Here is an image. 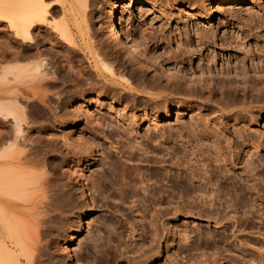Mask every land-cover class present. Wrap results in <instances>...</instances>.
I'll use <instances>...</instances> for the list:
<instances>
[{
  "label": "rangeland",
  "instance_id": "obj_1",
  "mask_svg": "<svg viewBox=\"0 0 264 264\" xmlns=\"http://www.w3.org/2000/svg\"><path fill=\"white\" fill-rule=\"evenodd\" d=\"M105 1L93 0L89 2L86 13L80 18L83 24L80 29L72 31L73 44H62L59 40L56 42L54 36L50 34L51 31H48L47 28L35 31L42 30L37 33L43 34L42 36L36 34L40 38L35 36L41 39L44 49L53 48V51L61 57L62 66H65L63 60H66L65 63H68L69 66L71 65L67 68V64L64 68L67 71L71 68V71L69 70L71 79L67 78L68 81L75 77L73 73L75 74L77 71L78 75L75 78L80 77L78 80L73 78L75 81L72 80V86L70 81H64L62 79L65 78L59 77L58 81H62V83L57 81L55 88H48V91L45 89L50 96L47 93L45 95L50 98L54 96L53 99L57 100V106L60 102H65L69 112L73 107H78L84 116L76 122L75 117L70 113L71 116L65 119L66 121L51 122V124L50 121L45 122L42 118L40 120L38 116H35L39 115L37 110H33V112H37L33 116V112H30L31 121L34 120L36 126H44L42 134L38 135L33 132L32 136L50 138L51 143L54 146L58 145L57 148H59L56 154L48 152L40 154L41 157H36V160H33V169L36 174L42 175L47 172L49 178L52 179V185L53 183L55 185L67 183L68 173H72V179L80 178L83 175L84 184L82 183V185L87 184L85 188H88L86 191L88 203L81 202L79 188L71 181L69 187H73V190L78 194L76 198H78L81 207L75 208L76 211L75 209L69 211L72 214H69L66 209L60 210V212L59 208L56 211H51L52 213L50 212L46 218L49 219L48 223H53L54 226L49 224L51 228L45 227L49 226L48 223L38 226L42 232L47 231L46 233L40 231L42 235H46L41 239L42 243L46 244L43 254L45 261L56 259L52 262L57 264H67L70 261V264H77L78 261L81 264L82 260L80 262L79 259H83V264L84 262L85 264H264L260 256L261 253L264 254L263 237L257 233L260 227L259 218H252L250 216L252 210L248 211L246 208L238 209L236 212L227 208L231 199L248 200L249 196H244V192H242L246 186L242 185L243 187H241V184H234L215 177L213 183H215L214 191L216 192L213 195L218 193L220 201L217 203L224 201L225 204L223 206L217 204L218 208L209 207L207 209L202 206L198 197H196L198 199L195 198L201 193L198 194L196 190V193L192 191L197 188L198 182L195 180L192 182V179L189 178L188 171L190 169H188L187 175L184 171L188 164L192 165V169H195L194 167L202 169V162H198L194 166V159L191 155L192 151L199 148L206 151V148L209 147V141L199 137L200 130L208 134L210 129L223 132L222 137L219 135L209 136L211 137L210 141L218 140L219 146L224 150L226 143L223 137H225L226 128L229 130L228 137L235 140L233 139L235 130L242 124L245 126L241 130L242 138L245 141L243 144L246 143V138H251L256 145L261 144L262 149L257 155L261 157L263 164L264 112L260 113L258 109H252L255 105L249 106L247 109H252L251 117L241 119L240 123H234L233 117L230 119L219 118V114L208 111L200 101L183 99L178 103L180 104L179 109L172 107L173 111L168 119L151 123L148 120L141 121L143 112L148 110L144 108V101L141 98H133L134 96L131 94L133 93L131 92L132 88L140 89L139 86L149 85L150 80L148 79L151 76H160L163 79L169 77L174 85L175 78L187 84L191 82L209 84L213 79L222 83L224 76L227 75L222 73L223 71H229L235 79L240 78L233 70L235 66H238L236 72L241 69L239 66H242L248 70L250 76H253L254 74L250 72L253 64L258 60H264L263 57L258 56L259 54L264 55V0L223 1L214 5L205 2L202 6L207 8V11L201 9V15L183 7V4L187 2L193 3V7L198 8V0H148L155 4L156 10L150 7L137 8L124 3L120 15V27L124 32H130L133 39L138 40L139 42H137L144 47L146 52L156 56V59L149 57L136 59L126 51L125 47L119 49V46L116 48L110 42L107 25H105L107 24L105 13L107 8L104 5L107 3ZM254 2H258V5H254ZM218 5L219 9H216ZM55 9L49 14V21H57L62 18L63 14L59 8ZM210 14H213L211 20L207 17ZM5 25V23H0V27H4L3 30L0 29L1 38L10 36L7 25ZM199 32L201 37L203 35L205 38L199 37ZM199 40H202V43ZM0 63V67L3 63L5 64V62ZM4 67L5 65L0 70ZM178 69L180 72L176 74ZM72 71L74 72L72 73ZM169 71L174 73L169 74ZM62 72L65 73L63 70ZM56 92L62 93H58V97ZM55 101L52 102V106ZM209 120H212L211 122L215 125L210 124ZM40 121L44 123L40 124ZM207 124H209V128L211 125L208 130ZM154 127H157L159 133L165 131L166 138L170 136L169 143L160 145L161 147L156 148L157 150H154V147L146 142L148 136H154L156 130ZM135 129L139 133L138 141L143 142L146 147L144 148H148L147 150L152 152L148 155L152 157L150 163L133 161L131 164L127 161L126 154L121 159L116 154L123 151V147L125 148L128 143H131L128 131H135ZM182 129L184 131L181 132ZM155 139L158 140L157 137ZM64 143H70L71 147L74 145L75 152H80L78 155L77 152L74 158H70L67 164H62L60 158L61 152L65 154L62 146ZM243 144L240 146L241 151L244 149ZM152 145L155 146L156 143H152ZM169 146L171 149L173 148L175 154V159L172 161L181 158L186 151L182 167L170 169L169 162L160 163L162 158H166V161L169 159L167 155H164ZM27 147L29 148V146ZM27 147L25 150L28 149ZM50 149L52 150V148ZM52 155H58L59 158L56 161L52 159L47 161L46 159ZM33 156H28V158H33ZM113 161L118 164L125 163L130 167L129 171L135 167L131 170L136 169L138 172H144L145 177H149L150 174L156 178L167 176L163 188L167 192L165 195L169 196L170 204L168 206L163 204L164 206L160 207L154 205L156 208L153 205L150 206V199L144 193V195L140 194L139 199L136 198L137 203L132 204L131 199L126 201L122 192L117 191L118 187L106 189L101 193L99 189L95 190L98 177L110 173L112 167L110 163ZM45 164L47 165L45 166ZM163 166H166L165 170ZM49 167L50 169H48ZM67 170L69 171L67 172ZM235 173L239 174L241 171L236 170ZM254 179L249 185H264V168L261 167L256 171ZM149 185L154 188L160 187L158 183L154 184V181ZM92 186L95 188L93 189ZM52 198L48 197L44 202H51ZM37 200L34 201L37 202ZM194 201L197 206L193 204ZM62 211L64 212L62 213ZM59 213L62 214L58 215ZM64 213L67 217L63 215ZM233 216L240 217L242 222L249 224V228L238 232L233 226L224 232L223 226L233 222L230 220ZM215 219H219L218 222ZM80 223L85 226V232L76 242L69 244L70 236L77 230ZM154 225L157 236L152 239L150 234L155 230V227H152ZM61 226L64 230L61 228L59 230ZM263 233L264 229H262ZM240 246H243L245 252L242 253L239 250ZM68 253L71 256L70 259H68Z\"/></svg>",
  "mask_w": 264,
  "mask_h": 264
},
{
  "label": "bare ground",
  "instance_id": "obj_2",
  "mask_svg": "<svg viewBox=\"0 0 264 264\" xmlns=\"http://www.w3.org/2000/svg\"><path fill=\"white\" fill-rule=\"evenodd\" d=\"M48 1L51 0H0V23H5L7 25V30L10 33V36H5L3 38L0 37V62H5V64L3 63L5 67L0 70V264H44L46 262L47 264H57L52 262L56 259H53L52 261H45V255L43 254L46 249V244L41 241L42 236L44 238L45 234L42 235L40 233L41 230L38 229V226L46 225L49 222V219L46 217L50 215L49 213L51 211H56L58 208L59 212L64 209H66L67 212L72 211L75 208L78 209L77 207L80 206L78 198H76L78 194L73 190V187H69L71 181H73L75 186L79 188L80 197L82 198L81 202L84 201L88 203V198L86 197V191L88 188H85L87 184L84 186L82 185L84 182L83 175H81L80 178L74 177L72 179V173H68L69 180L67 183L58 185L53 183L52 185V179L49 178L50 176L47 175V172H44L45 174L43 173L42 175L36 174L33 169V160L36 157L40 156V154L43 155L48 152L56 154V152L59 151V148H57L58 145L54 146V144L51 143L50 138L47 139L45 137L46 139H44L40 138L41 136L37 138L34 137V135L32 136L33 132H36L38 135L42 134L41 132L44 129V126L38 124V126H36L34 120L31 121L30 112L37 110L39 113L33 112L32 116L37 113L39 115L35 116H38L40 120L42 118L43 121H50V123H57V121L58 123H61L60 121H64L72 114V116L75 117V121L78 122L84 116V113H82L78 107H73L72 111L69 112V109L65 106V102H60V104H58L60 106L59 107L57 106V100L55 101V99H53L54 96L50 98L45 95V93L48 95V92H46L48 91V88H55L59 77H63L65 79L62 80L68 81L67 78H70L71 76V68L69 69L70 71L68 70L69 72L67 69L64 70L65 66L68 64L65 63L66 60H63L65 61L63 62L65 66H62L60 61L61 57H59L58 53L53 51V48H45V50L42 47V43L40 41L41 39L37 38L43 35L37 34L42 30L39 32L35 31L47 28L48 31H51L50 34L54 36V40L56 39V42L60 41L62 44H73L74 39L72 31L73 29H80V26L83 24V21L82 19L80 20V18L84 16L86 10L88 9L89 2L93 0H52L50 3ZM223 1L231 2L234 0H198V8H194V5H192L193 3L189 4L187 2L183 4V7L185 6L187 9H191L195 13L201 15V9H203V11H207V8L202 6L205 2H208L209 5H214ZM105 2L107 3L104 4L107 8L105 12L107 16V24L105 25H107L106 29L108 30L107 32L110 42L115 45L116 48H118L117 46H119V49L120 47H125L126 51L136 59H143L146 57L156 59V56L146 52L144 47L138 43V40L133 39L130 32H124L120 27V15L122 14L124 3H128L129 6L137 8L150 7L156 10L157 7L155 4L150 3L148 0H108V2L106 0ZM254 5H258V2H254ZM56 7L59 8V11L63 14V16L61 19L59 18L60 20L49 21L48 16L50 12ZM216 9H219V5L216 6ZM207 17L211 20L213 18V14H210ZM1 28L2 26L0 29ZM198 36L201 37L200 32L198 33ZM201 38H205V36L202 35ZM54 40L53 42L55 44ZM258 56L264 58V55L262 54H259ZM261 60H258L257 63L253 64L251 67L250 72L254 74L253 76H250L248 74V70H245L242 66H239L241 69L237 72L236 70L238 66L233 68L235 74L239 75V79L232 77L229 71H221L222 73L227 74L226 77L224 76L222 83L218 82L217 79H213L209 84H195L193 82L187 84L186 82L179 81L175 78L176 80L174 85L169 77L163 79V77L160 76H151L150 79H148L150 80L149 85H145L143 87L139 86L140 89H138V87L131 89V92H133L131 94L134 96L133 98H141L144 101V108L148 110L143 112L141 121L148 120L149 122L154 123L159 120L168 119L173 111L172 107L179 109L180 104L178 103L183 99L200 101L208 111L219 114V118L230 119L233 117L232 120L234 123H240L239 121L241 119L251 117L250 115L252 113V109H258V112L263 113L264 60ZM8 63L12 65L9 66ZM3 65L1 67H3ZM70 66L68 64L67 68ZM106 68L107 67L105 66V69ZM62 70L65 72L64 74ZM73 72L74 71H72V73ZM77 72L75 74L73 73L75 77L78 75ZM179 72L180 69L176 70V74ZM172 73L174 72L169 71V74ZM75 77H73L75 80L80 79V77L78 79ZM73 78L72 80H74ZM70 79L69 81L72 86V80ZM64 81L63 83H65ZM58 83H62V81H58ZM145 83L143 82V84ZM45 89L47 90L45 91ZM58 93L60 94L62 92ZM58 93L57 95L59 97ZM64 96L66 97L67 95ZM58 97L56 96V98ZM53 101H55L54 106L56 105V107L52 106ZM260 103L261 105H259ZM252 105H255V107L251 110H249L250 108L247 109V107ZM70 113L71 115H69ZM209 121L210 124L215 125L211 122L212 120ZM43 123L40 121V124ZM244 127V124H242L235 130V137L233 138L235 140L228 137L227 133L229 130L226 128V134L225 137H223L226 143L225 148L223 147L225 151L219 146L220 144L218 143V140L215 139L210 141L211 137L218 135L222 137L223 132H220V130L215 131L214 129H210L211 125L209 128V124L206 125L207 130L210 129L209 134L202 132L201 130L199 133L197 131L200 138L206 139L207 142L209 141V147L206 148V151L202 148H199L196 151L191 150V155L194 159V166H196L195 164L198 162H202V169L201 167H199L200 169L198 167H194L195 169H192V165L186 164L187 167L184 168V171L187 175V171L190 169V171H188L190 175L189 178L192 179V182H194V180L198 182L197 188L192 191L196 193V190L198 191V194L201 193L200 195L195 196V198L198 197L199 200H201L200 202L203 204L202 206L207 207V209L209 207L213 209L215 207L218 208L217 202L220 201L218 200V193L213 195L214 192H216L214 191L215 183H213V181L215 182V177L222 178L234 184H241V187H243L242 185L246 186V188H243L244 190H242V192H244V196H249V198H247L248 200L243 201L231 199L227 208L233 209L234 212L241 208H246L248 211L252 210L250 216L252 218H259L260 227L258 228L257 233L263 237L262 241L264 242V233L262 234V229H264V185H249L251 181L255 180L256 171L261 167L264 168V163L262 164L260 159L261 157L257 155L262 148L260 146L261 144L256 145L251 138H246V143L243 144L245 141L244 138H242L241 130H243ZM154 128L156 129L155 131L158 130L157 127ZM155 131L154 136H148L146 142L147 144L149 142L151 146L154 147L153 149L157 150L156 148L161 147L160 145H165L167 144L166 142L169 143L170 136L169 138H166V133H164L165 131L162 133H159V130L157 132ZM182 131L184 130L182 129L181 132ZM128 135L131 138V143H128L125 148L123 147V151L120 149L121 151L116 153L117 156L121 159V157L126 154L127 161L130 163L133 161H137L139 163L146 162V164L148 162L150 163L152 157L148 156L150 152L147 150L148 148L145 149V144L143 145V142L141 143L138 141V130H129ZM32 137L34 138L32 139ZM155 137H157L158 140H156ZM152 143H156V145L154 146ZM242 144L244 149L241 151L240 146H242ZM27 146H29V148ZM62 146L65 151V154L60 151L62 164H67L70 158H74L76 156L77 152V155L80 153L79 151L75 152L73 148L75 146L72 145L73 147H71L70 143H64ZM26 147L28 148L27 150H25ZM50 148H52V150ZM172 149L169 146V148L165 150L166 154L164 155L169 157L167 161L165 160L166 158H162L161 161L159 159L157 162H169L170 169L180 168L182 167L184 157H186V151L181 158H176L175 161H172L175 159V154ZM31 155H34L33 158H28V156ZM57 156L52 155L46 160L48 161L52 159L53 161H56L59 158V156ZM110 164H112V167L110 165V173L108 175L102 174L98 177V181L96 183L97 189L95 190L99 189L101 193L106 189H114L118 187V190H115L119 192L121 191L126 197V201L131 199L132 204L138 202L137 199H139L141 193L148 195L150 199V206L153 205V207H155L154 205H158L160 207L165 204L167 206L170 204V199L168 198L169 196H166L167 192L164 191L165 189L163 188V186H165V177L167 176L156 178L153 174H150L149 177H145L144 172H138L136 169L131 170L135 167L131 168L129 171L130 167L125 163L120 162L118 164V162L114 163L113 161ZM46 165L47 164H45V166ZM48 169H50V167ZM236 170H240L241 173H235ZM68 171L69 170H67V172ZM167 173L169 174V172ZM165 175H167L166 172ZM152 181H154V184L158 183L160 187H151L149 183ZM94 188L95 187H93V189ZM50 193L51 195H49ZM48 197H53L52 201L44 202V200H47ZM34 200H37V202ZM90 201L92 200H89V202ZM93 201L92 203H94ZM195 203L196 202L194 201L193 204ZM224 204L225 203L223 201L219 203L218 206H223ZM202 206L200 207L202 208ZM165 209L164 211L167 210ZM63 212L64 211H62V213ZM70 213L71 212H69V214ZM61 214L59 213L58 215ZM63 215L66 216L65 213ZM65 216L64 218L67 217ZM218 220L215 219L216 222H218ZM230 220H233V222L223 226L224 232L233 226H235L234 228L238 232H243L246 228H249V224L244 221L242 222L241 218L238 216H233ZM49 224L50 223H48V225ZM50 225L52 226L53 223ZM50 225L45 227L51 228ZM84 227L85 226L80 223L77 230L70 236L69 244L76 242L80 236H82L85 232ZM152 227H155V225ZM60 228L63 229L62 226L59 227V230ZM154 229V232L152 231L150 234L152 239H155L157 236L155 233L157 231L156 227ZM46 232L43 231L42 233ZM50 234L53 235L51 232ZM44 240L46 241V239ZM239 250L242 253L245 252L243 246H240ZM69 253L67 254L68 259L71 258ZM260 256L262 257L261 260L264 261V254L261 253ZM79 260L80 262L82 260L81 264H83V259ZM75 261L77 262V260ZM70 262H67V264H70ZM77 264H79V261Z\"/></svg>",
  "mask_w": 264,
  "mask_h": 264
}]
</instances>
